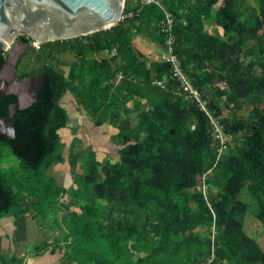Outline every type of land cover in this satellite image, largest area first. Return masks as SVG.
Here are the masks:
<instances>
[{
	"label": "trees",
	"instance_id": "16d2710c",
	"mask_svg": "<svg viewBox=\"0 0 264 264\" xmlns=\"http://www.w3.org/2000/svg\"><path fill=\"white\" fill-rule=\"evenodd\" d=\"M160 1L174 18L182 69L204 88L217 118L228 114L222 123L233 144L216 162L207 117L177 95L169 63L141 46L145 40L164 48V14L155 5L109 30L31 47L17 80L43 75L36 101L10 117L16 96L0 95V116L15 127L13 139L0 134V145L27 173L8 183L0 172V219L18 220L33 210L42 227L58 212L60 235L34 247V255L59 250L67 264H264V251L244 231L248 205L237 199L246 189L264 230V0ZM132 9L133 0H126L123 16ZM207 23L219 27L222 38L210 34ZM66 53L74 59L67 74L59 62ZM5 61L0 54V70ZM67 94L96 127L108 122L118 129L111 137L120 147L117 162L98 161L88 148L77 153L78 139L63 157L59 131L68 122L61 105ZM244 107L248 115L237 118ZM131 114L132 124L120 129ZM65 161L68 187L47 175ZM24 200L33 204L25 208ZM0 264L24 260L0 253Z\"/></svg>",
	"mask_w": 264,
	"mask_h": 264
},
{
	"label": "water",
	"instance_id": "95a60500",
	"mask_svg": "<svg viewBox=\"0 0 264 264\" xmlns=\"http://www.w3.org/2000/svg\"><path fill=\"white\" fill-rule=\"evenodd\" d=\"M126 0H0V54L9 53L16 37L24 36L32 46L86 37L115 27L122 19ZM26 46V45H25ZM28 47V46H27ZM18 54L9 55L0 70V95L8 67L15 71ZM43 83V75L25 78L15 87V112L31 106ZM28 94L29 96H27ZM27 102V103H25ZM0 134L15 136L14 124L0 116Z\"/></svg>",
	"mask_w": 264,
	"mask_h": 264
},
{
	"label": "crops",
	"instance_id": "0c3cea01",
	"mask_svg": "<svg viewBox=\"0 0 264 264\" xmlns=\"http://www.w3.org/2000/svg\"><path fill=\"white\" fill-rule=\"evenodd\" d=\"M212 26L216 27L215 25ZM65 56L66 57H63L64 62L61 61L62 55L59 58V62L62 69V65L67 63L65 64L67 65V69L64 70L67 74L74 59L69 53H66ZM67 95L69 96L70 94ZM69 98L66 104L61 102L62 107H64L68 115L66 128L59 131V134L63 132V140H61L65 144L63 157L66 158L68 146L74 137H76L80 140L85 149L90 148L96 154L98 161H102L103 159H114L115 161H111L113 163L117 162L118 150L120 147L111 142V137L118 133V129L108 122L100 126L103 128L97 129L91 118L86 115L85 110L76 105L71 95ZM125 107L131 109L132 103L128 102ZM133 118L134 114H131L127 120L121 123L120 129L123 130L128 128L132 124ZM72 130L75 131V134L71 132ZM61 167H65L64 169L68 171V179L66 182L64 180L66 185H63L64 187H68L71 185L68 162L65 161L64 164L54 166L53 171L62 170ZM68 180L69 183L67 184ZM32 204L33 201H23V206L25 208L30 207ZM34 216L35 213L31 210L18 220H14L10 217L0 219V253L8 257L15 256L16 258L23 259L24 264H67L66 262H60L62 253L59 250L54 253L48 250L42 255H34V247L50 244L55 237L61 233L59 214L57 211H52L50 213L48 223L44 224L42 227L39 225L40 223L34 219Z\"/></svg>",
	"mask_w": 264,
	"mask_h": 264
},
{
	"label": "built area",
	"instance_id": "2783aa9c",
	"mask_svg": "<svg viewBox=\"0 0 264 264\" xmlns=\"http://www.w3.org/2000/svg\"><path fill=\"white\" fill-rule=\"evenodd\" d=\"M133 4L137 9H132L126 15L122 16V19H130L133 18L134 15L137 16L139 11L146 6L155 5L159 7L163 11V19L159 23V31L163 36L164 40V48L160 53L161 59L168 62L170 65L171 78L177 83L178 90L177 95L182 96L185 100L194 103L198 110L203 113L209 122L212 137L217 146L216 148V162L223 155L229 147L233 144V135L226 132L225 126L222 123V118H217L214 115V111H212L209 107V97L206 94L204 88L195 87L191 81V79L185 74L182 69L180 60L176 53V38L173 32L174 28V18L173 16L165 10L160 0H133ZM121 19V20H122ZM35 49L38 46H33ZM116 51L113 50L111 56H114ZM121 75L117 76L116 82L119 81ZM153 85L164 88V81H153ZM210 173L208 171L206 174ZM206 174L203 176V185L201 186V192L203 195H206L207 187L204 184V178ZM210 263V261H209Z\"/></svg>",
	"mask_w": 264,
	"mask_h": 264
},
{
	"label": "rangeland",
	"instance_id": "374dc122",
	"mask_svg": "<svg viewBox=\"0 0 264 264\" xmlns=\"http://www.w3.org/2000/svg\"><path fill=\"white\" fill-rule=\"evenodd\" d=\"M248 4L250 5H253V1L252 0H247L246 1ZM206 29H208L207 31L210 33V34H213V35H216L218 37H221L222 38V30L219 28V27H213L211 24L207 23L206 24ZM226 40V38H224ZM140 44L141 46L143 47V49L148 52L150 55H155V56H160V53L161 51L163 50H160L158 48H156L154 45H152L151 43H149L148 41H145V40H140ZM18 52L20 53L21 51L18 50ZM99 57H102V58H107L108 57V54L106 53H100L98 55ZM63 57H66L65 54L62 55L61 57V61L64 62V58ZM25 61V60H24ZM67 63H64L62 66H63V70L67 69V65H65ZM19 85V84H18ZM18 85H13V84H7L3 87V91H8V90H14L15 87H18ZM27 96H29L28 94H26ZM70 96V95H69ZM69 96H65L62 100V103H67ZM27 103V102H25ZM86 115L90 118V115L86 113ZM228 114L224 115L225 117L227 116ZM248 115V109L247 107H244L241 111L237 112V118L239 119H243L245 118L246 116ZM97 129H101L103 127H96ZM0 132H1V127H0ZM73 134H75V131L72 130L71 131ZM62 133L61 132L59 134L60 136V139L63 140V136H62ZM74 139H77L76 137H74ZM73 139V140H74ZM61 140V142H62ZM72 140V141H73ZM79 140V139H78ZM80 141V140H79ZM63 143V142H62ZM81 143V142H80ZM80 148H76V151L77 153H80L81 150H85V148L83 147L82 144H80ZM90 149V148H88ZM91 150V149H90ZM80 151V152H79ZM76 153V154H77ZM80 156H78V161H79V167L81 166V163L83 164L86 160V157H87V152L84 153V154H79ZM96 156V154H95ZM118 156H117V160H118ZM97 159V157H96ZM98 160V159H97ZM104 160V159H103ZM109 160L110 162L112 161H115L114 159H107ZM54 168V167H53ZM53 168H51L49 170V173H47V175L49 177H53L55 178V180L57 181V183H59L60 185H66L64 183V180L66 182V180L68 179V171L67 169H64L65 167H61L62 170H58V171H53ZM0 172L2 173V175L4 176V179L6 180V182L8 183H13L17 180H24L27 176V173L21 168L20 166V163L18 161V159L16 157H14L10 150L8 149L7 146H4V145H0ZM69 183V180L67 181V184ZM71 184V182H70ZM23 186L26 188L28 185L26 183L23 184ZM238 200L246 203L248 205V212L246 213L245 215V220H244V231L252 238L254 239L260 249L262 251H264V230L262 228V226L260 225V223L254 218V214L256 213L257 211V203L256 201L246 192V189H243L241 191V193L238 195L237 197ZM202 232V231H200Z\"/></svg>",
	"mask_w": 264,
	"mask_h": 264
},
{
	"label": "flooded vegetation",
	"instance_id": "af4514ba",
	"mask_svg": "<svg viewBox=\"0 0 264 264\" xmlns=\"http://www.w3.org/2000/svg\"><path fill=\"white\" fill-rule=\"evenodd\" d=\"M26 45V46H25ZM28 46V47H27ZM31 47L32 43H24L21 39L20 36L16 37L14 40L13 45L10 47V52L9 53H4L6 60L9 57V55L13 56L15 54H18V60L15 66V71L10 67H8V69H6L5 73H4V79L7 85L9 84H13V85H20L25 79H23L22 81H18L17 77H18V66L21 60H25L28 53L31 51ZM18 50H20L21 52L19 53ZM6 90V89H5ZM3 91V87H2V92L3 93H7L12 94V93H16L17 91H15L16 89L12 90H8V91Z\"/></svg>",
	"mask_w": 264,
	"mask_h": 264
},
{
	"label": "bare ground",
	"instance_id": "6f19581e",
	"mask_svg": "<svg viewBox=\"0 0 264 264\" xmlns=\"http://www.w3.org/2000/svg\"><path fill=\"white\" fill-rule=\"evenodd\" d=\"M167 9V8H166Z\"/></svg>",
	"mask_w": 264,
	"mask_h": 264
}]
</instances>
